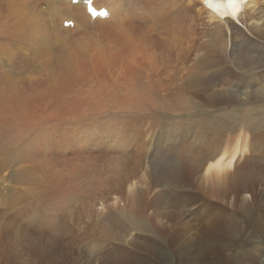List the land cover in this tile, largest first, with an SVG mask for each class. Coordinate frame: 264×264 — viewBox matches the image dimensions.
I'll list each match as a JSON object with an SVG mask.
<instances>
[{"label": "bare ground", "instance_id": "1", "mask_svg": "<svg viewBox=\"0 0 264 264\" xmlns=\"http://www.w3.org/2000/svg\"><path fill=\"white\" fill-rule=\"evenodd\" d=\"M84 1L0 0V264H234L264 235V0Z\"/></svg>", "mask_w": 264, "mask_h": 264}, {"label": "rangeland", "instance_id": "2", "mask_svg": "<svg viewBox=\"0 0 264 264\" xmlns=\"http://www.w3.org/2000/svg\"><path fill=\"white\" fill-rule=\"evenodd\" d=\"M256 106H258V105H256ZM250 107H251V105H249L246 102H243L240 104L238 103L234 107V115L236 114V116H234V118L233 117L228 118V117L221 116L220 119L210 120L209 118H207L206 121H207V123L214 122V123L220 125V128L224 127V130L222 132L218 131V133L216 135L221 134V135L225 136L227 134H230V137L234 138V136L238 135L241 130L245 131V129L247 127H249V125L252 123V117L257 116L259 118H262L263 115H259L257 113H256V115H254L253 112L252 113L249 112L248 110H250L249 109ZM238 110H240L241 113ZM250 111H252V110H250ZM246 114H248V115H246ZM238 116H240V117H238ZM246 121H248V122H246ZM234 126H235V128L237 127V129H235ZM211 152H212V148H208L204 152V156L205 157L208 156ZM5 185L6 184H4V186ZM4 186H3V189H4ZM6 194H7V192H6ZM6 194H4V195H6ZM5 198L7 199V196ZM252 218L253 217L250 218V222H252V220H251ZM255 229H250V237L253 236V238H254L253 241L247 239L246 235H244V236L239 235V233H240L239 231H234V246H235V248H238L237 250L240 252V254L238 256L234 255V264H264V235H262V233L259 230H255ZM260 236H262V237H260ZM162 245L164 248L167 247L165 244H162ZM93 253H95V250H93ZM169 257L172 259L173 264H178L176 261L177 260L176 255H173V253H170ZM106 258L108 259L109 264H123L125 262V260L128 258L130 259V261L128 262L129 264H153V258L149 254H147V256H144V258H142V256H140V253L137 249H134L131 247L127 248L126 246H124V251L122 253V256H117L116 254H113L112 256H106ZM100 260L103 262L106 259H104V257H103ZM252 260H254V262H252ZM103 264H105V262H103Z\"/></svg>", "mask_w": 264, "mask_h": 264}, {"label": "snow or ice", "instance_id": "3", "mask_svg": "<svg viewBox=\"0 0 264 264\" xmlns=\"http://www.w3.org/2000/svg\"><path fill=\"white\" fill-rule=\"evenodd\" d=\"M241 2V0H229V4L232 6H235L237 4H239ZM239 12V8H236V10L233 13V16L235 17ZM104 15H107V13H104Z\"/></svg>", "mask_w": 264, "mask_h": 264}]
</instances>
